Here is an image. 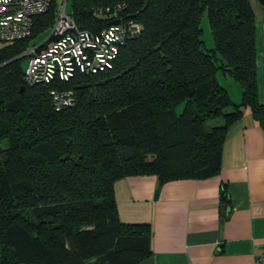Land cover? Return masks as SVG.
Segmentation results:
<instances>
[{"label":"trees","instance_id":"trees-1","mask_svg":"<svg viewBox=\"0 0 264 264\" xmlns=\"http://www.w3.org/2000/svg\"><path fill=\"white\" fill-rule=\"evenodd\" d=\"M68 3L76 27L91 32L112 21L93 17L92 9L124 3L119 17L138 22L141 32L101 72L30 87L21 54L50 27L54 4L33 19L28 37L0 44V264H136L151 253L150 227L119 220L115 181L154 176L157 192L169 181L216 176L241 109L264 144L249 0H148L143 10L142 0ZM217 71L238 85V104ZM52 89L71 91L74 104L54 111ZM213 119L221 125L207 128Z\"/></svg>","mask_w":264,"mask_h":264},{"label":"crops","instance_id":"crops-1","mask_svg":"<svg viewBox=\"0 0 264 264\" xmlns=\"http://www.w3.org/2000/svg\"><path fill=\"white\" fill-rule=\"evenodd\" d=\"M249 3L256 97L264 107V5L258 0ZM245 110L227 131L216 176L169 181L157 192L154 176L113 183L119 220L150 227L151 253L136 264H252L262 252L264 144L261 129Z\"/></svg>","mask_w":264,"mask_h":264},{"label":"built area","instance_id":"built-area-1","mask_svg":"<svg viewBox=\"0 0 264 264\" xmlns=\"http://www.w3.org/2000/svg\"><path fill=\"white\" fill-rule=\"evenodd\" d=\"M0 0V44L28 37L33 19L46 13L51 4L53 21L48 36L36 47L22 52L27 59L22 79L26 86L49 84L53 80L67 82L74 73L94 74L109 68L117 48L124 41L137 37L141 25L119 17L124 3L98 7L91 10L95 18L115 20L98 32L78 29L65 10L68 0ZM54 111L74 104L69 90L49 91ZM252 264H264V249Z\"/></svg>","mask_w":264,"mask_h":264},{"label":"rangeland","instance_id":"rangeland-1","mask_svg":"<svg viewBox=\"0 0 264 264\" xmlns=\"http://www.w3.org/2000/svg\"><path fill=\"white\" fill-rule=\"evenodd\" d=\"M60 0H58L56 3H59ZM68 8H69V3L68 1L65 4V10L66 12H68ZM199 28L201 30V34H200V40L202 42V50L203 51H207L209 49L212 48V39H211V35L207 26V21H206V17L205 14L203 13L200 20H199ZM48 36V31L41 33L37 36H35L34 38H32L30 40V42L28 43V45L26 46L25 50H29L33 47L38 46L39 44H41L42 42L45 41V39ZM27 64V59H24L22 61V68L23 70L25 69ZM215 78L218 82L219 85H221L230 101L233 104H238L240 101V89L238 87V85L229 77L228 74H221L219 71H217L215 73ZM244 111H246L245 109H243ZM228 111V109H227ZM242 111V109H241ZM222 120L221 119H213V120H209L205 123L206 127L209 128L210 126H214V125H221Z\"/></svg>","mask_w":264,"mask_h":264},{"label":"water","instance_id":"water-1","mask_svg":"<svg viewBox=\"0 0 264 264\" xmlns=\"http://www.w3.org/2000/svg\"><path fill=\"white\" fill-rule=\"evenodd\" d=\"M148 0H142V8L141 10H143L146 7ZM259 4H263L264 5V0H258ZM129 17H133V16H129ZM109 24H116V21H111Z\"/></svg>","mask_w":264,"mask_h":264}]
</instances>
